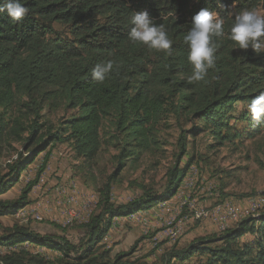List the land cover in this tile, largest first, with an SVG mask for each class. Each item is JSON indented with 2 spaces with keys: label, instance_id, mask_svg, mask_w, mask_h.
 I'll return each mask as SVG.
<instances>
[{
  "label": "trees",
  "instance_id": "trees-1",
  "mask_svg": "<svg viewBox=\"0 0 264 264\" xmlns=\"http://www.w3.org/2000/svg\"><path fill=\"white\" fill-rule=\"evenodd\" d=\"M25 6L29 11L21 22L0 14V141L16 142L22 148L0 174V196L56 142H68L87 163L96 158L103 136L116 141L119 149L117 167L99 188L98 208L81 224L82 234L72 242L18 224L3 228L0 246L14 249L0 255V264H52L25 245L59 253V264H264V214L218 235L173 245L158 262L132 258L135 246L115 254L101 246L116 218L171 199L193 162L190 156L180 163L188 152L181 129L179 152L161 191L143 189L137 198L112 202V183L128 162L134 163L141 150L156 142V126L165 117L197 123L200 126L191 129L192 136L206 131L220 145L236 139L242 142L264 130V121L252 120L248 111L252 100L264 93V39L259 55L251 48L239 49L230 39L235 15L260 6L264 14V0H25ZM202 8L224 21L225 36L213 38L215 68L208 70L204 81L189 83L192 66L183 38ZM142 10L167 29L173 41L171 55L129 40L131 17ZM109 60L113 71L103 83L95 81L92 69ZM237 103L243 107L238 117ZM61 108L74 113L57 127L42 120L44 109ZM104 121L110 122L113 134L102 133ZM32 185L28 182L14 199L0 197V217L25 207ZM248 233L256 237L241 241Z\"/></svg>",
  "mask_w": 264,
  "mask_h": 264
},
{
  "label": "rangeland",
  "instance_id": "rangeland-1",
  "mask_svg": "<svg viewBox=\"0 0 264 264\" xmlns=\"http://www.w3.org/2000/svg\"><path fill=\"white\" fill-rule=\"evenodd\" d=\"M257 11L262 14L263 8L260 6ZM242 108L239 103L235 105L237 117ZM42 113V120L57 127L63 118L74 112L61 108L44 109ZM109 124L104 121L103 134H113ZM196 124L184 117L181 122L172 116L165 117L156 126V142L149 149L141 150L134 163L128 162L112 183L111 200L116 204L137 198L143 189L161 191L166 172L179 152L180 131H185L188 152L180 163L185 164L190 156L193 162L177 193L154 205V211L148 213L153 215L151 218L140 212L125 220L116 218L101 242L111 254L126 252L135 246L132 258L158 262L173 245L182 246L197 237L218 235L242 220L264 214V130L242 142L236 139L234 143L226 141L220 145L206 131L192 136L191 129L200 126ZM21 149L16 142L0 141V174ZM118 149L116 141H107L103 136L96 158L87 163L66 141L47 147L22 172L16 185L0 196L14 199L28 182L33 183L27 196L28 204L14 215L0 217V234L3 228L18 224L40 234L64 236L73 242L82 234L81 224L98 208V190L117 167ZM199 212H202L199 218L195 217ZM215 212L221 219L213 216ZM255 237L256 233H248L240 240L250 242ZM13 249L0 246V255ZM25 249L45 256L52 264H59L60 254L55 251L34 245H25Z\"/></svg>",
  "mask_w": 264,
  "mask_h": 264
},
{
  "label": "clouds",
  "instance_id": "clouds-1",
  "mask_svg": "<svg viewBox=\"0 0 264 264\" xmlns=\"http://www.w3.org/2000/svg\"><path fill=\"white\" fill-rule=\"evenodd\" d=\"M28 11L25 0H3L0 3V14L6 13L13 22H21ZM131 24L133 26L128 33L131 42L167 55L172 54L173 41L167 29L164 25L155 24L146 10L134 12ZM224 36V21L217 18L214 12L202 8L192 17L191 28L183 38L188 45L187 59L192 66L191 75L187 77L189 83L204 81L208 70L215 68L217 47L213 38ZM230 39L241 50L251 48L255 54H261L264 14L255 9L241 10L231 24ZM113 68L111 60L98 63L92 69L91 76L95 81L103 83ZM248 111L252 120L257 123L264 121V93L252 100Z\"/></svg>",
  "mask_w": 264,
  "mask_h": 264
},
{
  "label": "crops",
  "instance_id": "crops-1",
  "mask_svg": "<svg viewBox=\"0 0 264 264\" xmlns=\"http://www.w3.org/2000/svg\"><path fill=\"white\" fill-rule=\"evenodd\" d=\"M172 200H173V199H172ZM172 200H171V201H172ZM154 208H155V207H152L151 209H149V210H147V211H141L140 213H143V214L147 215L148 218H151V217H153V215H148V213L150 214V212L154 211ZM150 216H151V217H150ZM130 217H131V216H130ZM117 220H125V218L121 217V218H117Z\"/></svg>",
  "mask_w": 264,
  "mask_h": 264
},
{
  "label": "built area",
  "instance_id": "built-area-1",
  "mask_svg": "<svg viewBox=\"0 0 264 264\" xmlns=\"http://www.w3.org/2000/svg\"><path fill=\"white\" fill-rule=\"evenodd\" d=\"M202 214V212H199V213H195V217H197V218H199V216ZM213 216H215V217H217V218H219V219H221V216L220 215H218L216 212L213 214ZM232 218L234 219V221H235V214H233L232 215Z\"/></svg>",
  "mask_w": 264,
  "mask_h": 264
}]
</instances>
